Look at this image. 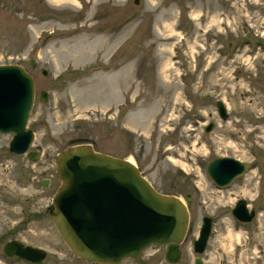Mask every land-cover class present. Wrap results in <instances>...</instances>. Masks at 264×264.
Masks as SVG:
<instances>
[{
    "label": "rangeland",
    "instance_id": "1",
    "mask_svg": "<svg viewBox=\"0 0 264 264\" xmlns=\"http://www.w3.org/2000/svg\"><path fill=\"white\" fill-rule=\"evenodd\" d=\"M0 65L33 79L26 128L37 152H10L11 134L0 133V264H96L70 252L45 211L60 184L55 157L84 143L130 160L159 193L189 194L173 264H192L204 215L203 264H264V0H0ZM215 156L248 170L216 188L204 170ZM240 198L255 211L248 224L230 214ZM10 239L46 255L5 257ZM164 250L152 244L118 264H170Z\"/></svg>",
    "mask_w": 264,
    "mask_h": 264
},
{
    "label": "water",
    "instance_id": "2",
    "mask_svg": "<svg viewBox=\"0 0 264 264\" xmlns=\"http://www.w3.org/2000/svg\"><path fill=\"white\" fill-rule=\"evenodd\" d=\"M139 0H132L137 4ZM46 97L39 92V99ZM34 100V82L18 65H0V133H10L8 150L34 160L36 151L28 150L33 132L26 122ZM220 119L227 113L223 103L214 102ZM212 122L204 125L208 132ZM205 174L216 188H226L243 176L248 164L232 157L215 156L205 163ZM55 174L60 181L50 204L49 218L61 240L77 258L96 264H118L125 258L139 259L152 244L165 247L164 259L170 264L180 257L179 244L185 237L188 212L185 202L172 194L157 192L126 158L95 151L90 144L68 146L55 157ZM25 176V175H24ZM41 185L47 186L42 180ZM230 214L239 224H248L255 211L244 199H237ZM212 218L201 217L192 242V264H203V252L211 230ZM5 256H17L39 263L43 249L12 239L2 248Z\"/></svg>",
    "mask_w": 264,
    "mask_h": 264
},
{
    "label": "flooded vegetation",
    "instance_id": "3",
    "mask_svg": "<svg viewBox=\"0 0 264 264\" xmlns=\"http://www.w3.org/2000/svg\"><path fill=\"white\" fill-rule=\"evenodd\" d=\"M42 180H45V181H47V185L51 182V179L50 178H44V179H41V181ZM41 181H40V184H41ZM46 212H47V206H46V210H45ZM47 214H48V212H47ZM255 215V214H254ZM10 240H12V239H10ZM8 241V240H7ZM7 241H5V242H7ZM5 242H4V244H5ZM21 242V241H20ZM3 244V245H4ZM24 244V243H23ZM26 245V244H25ZM37 247V246H36ZM2 248H3V246H2ZM40 248V247H39ZM42 249V248H41ZM44 252H45V250H44ZM2 254H3V252H2ZM4 255V254H3ZM45 255H46V252H45ZM5 256V255H4ZM5 257H8V256H5ZM15 258V259H18V260H23V259H21V258H19V257H17V256H9L8 258ZM45 257V256H44ZM24 262H28V261H25V260H23ZM28 263H30V262H28Z\"/></svg>",
    "mask_w": 264,
    "mask_h": 264
},
{
    "label": "bare ground",
    "instance_id": "4",
    "mask_svg": "<svg viewBox=\"0 0 264 264\" xmlns=\"http://www.w3.org/2000/svg\"><path fill=\"white\" fill-rule=\"evenodd\" d=\"M53 2H61L64 1V0H52ZM130 161V160H129Z\"/></svg>",
    "mask_w": 264,
    "mask_h": 264
}]
</instances>
